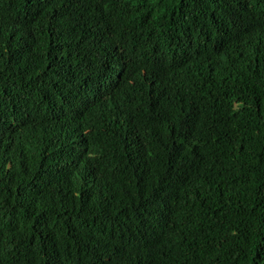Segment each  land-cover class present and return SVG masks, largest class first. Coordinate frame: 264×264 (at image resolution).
<instances>
[{
  "label": "trees",
  "instance_id": "1",
  "mask_svg": "<svg viewBox=\"0 0 264 264\" xmlns=\"http://www.w3.org/2000/svg\"><path fill=\"white\" fill-rule=\"evenodd\" d=\"M102 3L0 0V264H264V0Z\"/></svg>",
  "mask_w": 264,
  "mask_h": 264
},
{
  "label": "clouds",
  "instance_id": "2",
  "mask_svg": "<svg viewBox=\"0 0 264 264\" xmlns=\"http://www.w3.org/2000/svg\"><path fill=\"white\" fill-rule=\"evenodd\" d=\"M99 1H102L103 3L101 5H103L106 2H109L110 0H99ZM136 8H138V7H136ZM136 8H134V9H136ZM110 12H115V11H110ZM123 35H125V34H123ZM129 48H130V46H129ZM117 50L121 51V53L119 54V58L123 59L124 61L125 60L126 61L132 60V57H135L137 55L140 56V54L142 53V51L141 52L137 51L138 49H122L121 44L117 45L115 47V49H114L115 54H116ZM124 76H125V74H123V72L120 69H118L117 65H114L113 63H108V65L105 66L102 70L97 71L96 75L91 80H92V84H95L97 87H100V89L102 91L105 87L124 83V80H123ZM71 100H72V98L70 97L69 101H71ZM99 100H101V99H99ZM101 109L105 110L104 108H101ZM145 140L148 141L149 138L146 137ZM150 140H152V139L150 138ZM153 141L155 142L156 139L154 138ZM110 163H111V165H110L109 169H111V170H110V173L108 175L109 178L112 180L113 179H122L120 181L122 184L118 188L119 196L122 198H130L136 192L137 187H136V183L134 184L131 182V180H133V178H131L132 175L129 176L128 174L124 173V170L128 166H129L128 168L132 169L131 164L126 163L123 160L122 161L121 160H115V161H112ZM127 164H128V166H127ZM121 174H122V178H119V176ZM102 196L107 197V195H105V194H102ZM116 204H117V206H116L115 210L117 211L116 212L117 214H123L124 212H126L128 210L125 208V204H123L121 202H116ZM132 228H135V227L127 226V228H125V229L128 231H133L134 229H132Z\"/></svg>",
  "mask_w": 264,
  "mask_h": 264
}]
</instances>
